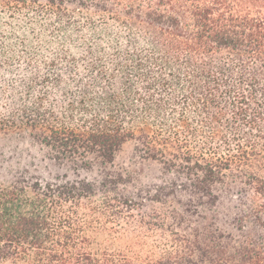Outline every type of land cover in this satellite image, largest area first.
Returning <instances> with one entry per match:
<instances>
[{"label": "trees", "instance_id": "16d2710c", "mask_svg": "<svg viewBox=\"0 0 264 264\" xmlns=\"http://www.w3.org/2000/svg\"><path fill=\"white\" fill-rule=\"evenodd\" d=\"M9 135L0 264H264V0H0Z\"/></svg>", "mask_w": 264, "mask_h": 264}, {"label": "rangeland", "instance_id": "374dc122", "mask_svg": "<svg viewBox=\"0 0 264 264\" xmlns=\"http://www.w3.org/2000/svg\"><path fill=\"white\" fill-rule=\"evenodd\" d=\"M132 148L128 146L125 152L121 155L120 162L128 157ZM128 163V162H127ZM67 170L66 167H58L51 160L48 159L44 150H41L40 145L29 137L28 135H9L0 137V183H8L14 177L26 176V172L31 174L30 178H39L42 180H53L59 174H63ZM134 170V171H132ZM128 171L134 173L139 179L137 182L147 181L148 178L153 176L152 171H141V165H130ZM96 246L108 245L111 250H121L127 246L128 243L133 244L135 250L140 249V245L131 239L121 238L117 241L104 240L101 237L96 238ZM98 243V245H97ZM149 247V246H148ZM142 252L145 250H141Z\"/></svg>", "mask_w": 264, "mask_h": 264}]
</instances>
